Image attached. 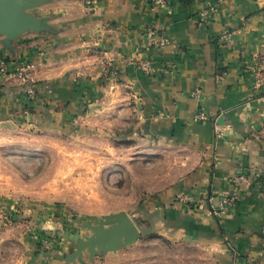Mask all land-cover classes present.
I'll list each match as a JSON object with an SVG mask.
<instances>
[{"label":"crops","instance_id":"1","mask_svg":"<svg viewBox=\"0 0 264 264\" xmlns=\"http://www.w3.org/2000/svg\"><path fill=\"white\" fill-rule=\"evenodd\" d=\"M91 1L51 0L55 32L22 35L14 53L0 38L12 66L31 70L38 98L69 104V112L117 87L122 110L142 121L138 134L164 152L143 162L170 164L140 185L138 208L120 210L138 221L139 240L95 257L85 251L86 264H264V0H167L159 10L150 0ZM148 29L170 44L152 45ZM225 29L237 32L233 45L221 41ZM146 61L170 72L148 74ZM12 86L4 83L0 118L22 106L13 97L22 85ZM237 172L248 182L232 181ZM225 193L236 197L226 215L199 207ZM179 195L196 206L185 208ZM8 229H0V264H82L49 254L33 232Z\"/></svg>","mask_w":264,"mask_h":264},{"label":"rangeland","instance_id":"2","mask_svg":"<svg viewBox=\"0 0 264 264\" xmlns=\"http://www.w3.org/2000/svg\"><path fill=\"white\" fill-rule=\"evenodd\" d=\"M51 7L44 5L34 13L48 17L53 26ZM30 72L25 71L26 82L35 86L38 82L31 81ZM0 81L3 86H25L24 79ZM120 91L116 87L95 92L71 112L50 99L26 107L13 94L22 108H15L12 118H0V229L37 235L36 221L43 230L39 235L54 243L50 248L41 245L49 254H70L75 244L64 235L79 231L85 236L91 231L80 225L93 223L94 217L138 208L140 185L170 171V164L143 162L147 155L164 152L151 150L146 130L139 136L142 121L132 111L122 110L125 104L116 96ZM176 153H171L172 165L178 168Z\"/></svg>","mask_w":264,"mask_h":264},{"label":"water","instance_id":"3","mask_svg":"<svg viewBox=\"0 0 264 264\" xmlns=\"http://www.w3.org/2000/svg\"><path fill=\"white\" fill-rule=\"evenodd\" d=\"M50 1L0 0V38H3L2 45L8 52L14 53L15 43L26 33L55 32L48 17L34 13V10ZM93 220V223L80 225L83 229L91 231V235L85 237L79 233L64 235V238L75 244V250L70 254L57 255V259L68 263L79 261L86 264L83 258L85 251H89L91 257L100 252H116L126 245L135 243L141 236L138 221L125 211L102 218L94 217Z\"/></svg>","mask_w":264,"mask_h":264},{"label":"built area","instance_id":"4","mask_svg":"<svg viewBox=\"0 0 264 264\" xmlns=\"http://www.w3.org/2000/svg\"><path fill=\"white\" fill-rule=\"evenodd\" d=\"M91 0H88V3H91ZM150 4L152 5L153 9L159 10L162 7H166L168 5L167 0H150ZM212 9V8H211ZM210 9V10H211ZM208 16H209V9H205L201 11L200 13V20L202 23H207L208 21ZM148 37L149 41L152 45H155L160 48H164L170 44V39L168 37L162 36L158 31L154 29H148ZM237 32L232 31L230 29H225L222 36H221V41L223 43H226L228 45H233L235 41V36ZM10 58L7 53H2V49H0V79H3V82L9 81L11 79H20L25 82V85H27V88L24 90L25 95L27 97L28 102H36L38 100L37 96V91L34 85H30L29 83L27 84L26 79H25V71L27 70L26 68L28 67L27 65H24L22 67H14L12 66L13 62L8 59ZM140 68L145 71L148 74H156V73H169L170 71L167 69H162L154 66L150 61L143 62L140 65ZM200 119L207 120L208 115L205 113H201L199 115ZM232 181L236 182H248V177L245 173H239L232 176ZM236 201V197H232V195L225 193L222 195L221 200L217 201L215 198H210L208 199L207 203L205 206H199L201 208H205V210L208 211L210 214H214L216 216H224L227 213L230 212L232 207L234 206ZM178 202L183 205L185 208H194L193 201L188 197L187 195H179L178 196ZM197 208V207H196ZM37 240L40 241V244L46 248H50L51 246L54 245L53 241L47 237V238H41V235H35Z\"/></svg>","mask_w":264,"mask_h":264},{"label":"trees","instance_id":"5","mask_svg":"<svg viewBox=\"0 0 264 264\" xmlns=\"http://www.w3.org/2000/svg\"><path fill=\"white\" fill-rule=\"evenodd\" d=\"M1 82V81H0ZM23 88H27V85H25L24 87H22V89H21V91L23 90ZM35 88H36V91H37V93L40 95V88L39 87H37L36 85H35ZM5 94H7L6 92H4V87H3V85L0 83V98L1 97H4L5 96ZM22 95H23V91H22V93L20 94V96H21V100L20 101H22L21 103H24L25 104V106L27 107H30V106H32V108H35L36 106H34L33 104L31 105V104H29V103H31V102H28V101H26L25 100V102L27 103H25L23 100H22ZM38 96V95H37ZM39 99H42V97H39L38 98V100ZM49 99H50V101L52 100L50 97H49ZM0 106H3V103H1L0 104ZM67 106H69V104L67 105ZM68 108H70V107H68ZM72 108H70V110H71ZM40 245V244H39Z\"/></svg>","mask_w":264,"mask_h":264}]
</instances>
